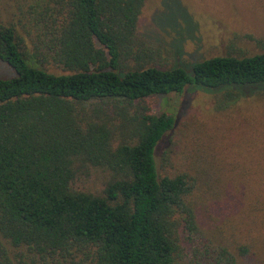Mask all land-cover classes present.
I'll list each match as a JSON object with an SVG mask.
<instances>
[{"label":"trees","instance_id":"16d2710c","mask_svg":"<svg viewBox=\"0 0 264 264\" xmlns=\"http://www.w3.org/2000/svg\"><path fill=\"white\" fill-rule=\"evenodd\" d=\"M144 1L31 0L25 30L0 21V60L15 73L0 77V237L25 246L32 262L237 264L200 230L188 199L194 177L158 171L156 147L174 117L151 112L148 99L186 87L226 105L264 94V52L215 55L187 70L150 65L137 36ZM91 169L105 173L103 187L75 188ZM252 195L264 206V194ZM251 213V232L264 240V209ZM252 248L235 247L240 256ZM0 259L9 263L1 241Z\"/></svg>","mask_w":264,"mask_h":264},{"label":"rangeland","instance_id":"374dc122","mask_svg":"<svg viewBox=\"0 0 264 264\" xmlns=\"http://www.w3.org/2000/svg\"><path fill=\"white\" fill-rule=\"evenodd\" d=\"M30 3L0 0V21L17 23L22 32L29 25L23 14ZM137 36L150 56L148 64L182 65L186 70L215 55L264 52V0H145ZM28 45L31 49V42ZM44 68L65 73L53 64L44 63ZM14 75L0 60V77ZM148 102L151 112L174 117L173 127L156 147V164L162 174L186 172L194 177L188 199L204 237L227 246L237 264H264V240L251 232V212L264 206L260 200L257 207L250 204L253 192L264 194L259 186L264 174V94L243 96L226 105L214 91L186 87L180 93L152 96ZM105 178L101 170L91 169L73 186L98 191ZM0 241L8 252V264H43L39 258L32 262L35 257L25 246L15 248L1 237ZM239 242L253 245L247 255H238ZM60 260L71 264L69 257ZM46 261L54 264L56 259Z\"/></svg>","mask_w":264,"mask_h":264}]
</instances>
